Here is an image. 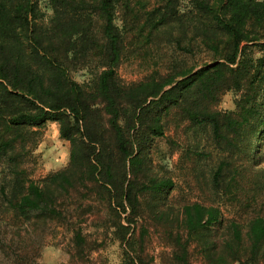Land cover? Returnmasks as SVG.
Segmentation results:
<instances>
[{
    "label": "trees",
    "instance_id": "16d2710c",
    "mask_svg": "<svg viewBox=\"0 0 264 264\" xmlns=\"http://www.w3.org/2000/svg\"><path fill=\"white\" fill-rule=\"evenodd\" d=\"M134 1L0 0V210L27 223H71L80 246L68 201L85 189L116 216L122 264H146L144 227L137 237L144 202L169 230L172 264H193L195 254L205 264L264 263V209L245 224L213 203H186L175 215L163 210L173 180L151 175V153L173 114L195 135L209 132L219 150L253 161L264 136V0H157L152 10ZM160 36L188 53L204 47L213 62L124 84L118 69L128 46L150 53ZM79 72L88 78L76 80ZM226 93L235 94L234 109L216 110ZM49 122L71 143L70 162L35 181L24 162ZM242 175L222 161L210 170L208 193L241 206L246 195L264 202V182L246 188ZM128 211L129 227L121 219Z\"/></svg>",
    "mask_w": 264,
    "mask_h": 264
},
{
    "label": "rangeland",
    "instance_id": "374dc122",
    "mask_svg": "<svg viewBox=\"0 0 264 264\" xmlns=\"http://www.w3.org/2000/svg\"><path fill=\"white\" fill-rule=\"evenodd\" d=\"M145 2L146 10H152L157 5V0ZM133 4L139 7L136 0ZM183 6L186 7L185 4ZM119 12H122L118 15L123 20L122 17H125L123 11L120 9ZM163 37L165 36L155 38L150 53L139 54L135 48L128 46L118 69V76L124 84L142 81L155 72L164 77L186 69H193L196 72L213 62V55L204 47L196 46L188 53L177 48L173 41ZM72 76L78 81L88 78L82 72L73 73ZM234 99V93L221 95L214 108L221 111L232 110ZM59 130V124L54 122H49L41 129L36 148L24 162L32 180H42L68 167L71 143L61 139ZM194 132L195 130L189 128V123L173 114L166 123L165 137L157 140V145L151 153V175L169 177L175 184L167 208L163 210L169 212L170 206L173 214L177 215L186 203H213L221 207L226 220L235 219L245 224L254 214L263 211V200L254 202L248 200L249 197L246 195L245 198H241L244 203L241 206L237 203L236 205L229 197L219 199L211 196L207 187L209 174L211 168L218 167L222 161H230L231 167L242 171L241 183L244 187L264 182V136L255 143L258 148L253 161L248 163L244 155L235 156L228 153L230 151L224 152L216 148L210 141L209 132L197 135ZM3 168L0 166V171ZM77 198L83 200V208L73 205ZM105 199L101 197L98 200L95 193L83 189L81 194L73 193V198L68 201L70 209L67 216H72L76 222L75 228L80 230L85 240L80 246L75 242L74 226L71 223L39 221L35 216L27 223L8 214L4 215L1 209L0 264H122L124 252L127 250L126 244L116 238L114 221L117 219ZM144 203L142 208L144 218L137 226V237L140 241L144 227L145 263L172 264L169 230L151 218ZM247 204H252L253 208L249 209ZM76 206L78 209L74 208ZM128 215L129 211L122 214L121 219L122 224L129 227L126 221ZM131 227L132 231L128 238L136 228L134 225ZM136 248L138 250V245ZM192 262L205 264L198 254L194 255Z\"/></svg>",
    "mask_w": 264,
    "mask_h": 264
}]
</instances>
